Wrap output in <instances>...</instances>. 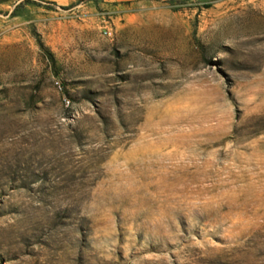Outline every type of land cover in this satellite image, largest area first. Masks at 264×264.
I'll use <instances>...</instances> for the list:
<instances>
[{"label": "rangeland", "instance_id": "374dc122", "mask_svg": "<svg viewBox=\"0 0 264 264\" xmlns=\"http://www.w3.org/2000/svg\"><path fill=\"white\" fill-rule=\"evenodd\" d=\"M0 264H264V0H0Z\"/></svg>", "mask_w": 264, "mask_h": 264}, {"label": "trees", "instance_id": "16d2710c", "mask_svg": "<svg viewBox=\"0 0 264 264\" xmlns=\"http://www.w3.org/2000/svg\"><path fill=\"white\" fill-rule=\"evenodd\" d=\"M36 41H37L38 46L44 50L47 58L52 59L51 52L41 43V41H39L38 39H36Z\"/></svg>", "mask_w": 264, "mask_h": 264}]
</instances>
